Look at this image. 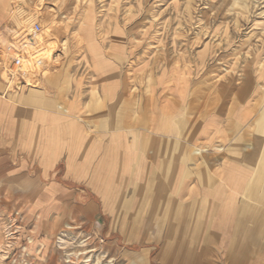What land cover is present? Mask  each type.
I'll use <instances>...</instances> for the list:
<instances>
[{"label": "crops", "instance_id": "obj_1", "mask_svg": "<svg viewBox=\"0 0 264 264\" xmlns=\"http://www.w3.org/2000/svg\"><path fill=\"white\" fill-rule=\"evenodd\" d=\"M133 36L82 33L72 64L37 85L0 77V184L13 187L2 200L48 226L29 249H51L60 227L143 256L159 244L156 264H264V179L244 155L256 82H228L236 91L204 111L191 75L209 47Z\"/></svg>", "mask_w": 264, "mask_h": 264}, {"label": "rangeland", "instance_id": "obj_2", "mask_svg": "<svg viewBox=\"0 0 264 264\" xmlns=\"http://www.w3.org/2000/svg\"><path fill=\"white\" fill-rule=\"evenodd\" d=\"M20 12L22 19L17 26H11L15 19L11 18ZM7 26L14 29L10 38L3 35ZM93 31L100 37L109 31L126 32L131 38H136L135 34L163 32L179 35L176 39L189 35L192 53L205 44L209 48L203 52L199 71L191 75L196 82L194 103L204 106V111L236 91L225 88L228 82L245 81L248 77L256 82L252 103L255 115L244 130V155L254 161L256 176L264 179V0H12L0 28V49L4 48L2 39L12 40V44L25 41L23 45H35L39 50L47 47L50 56L35 59L29 67L33 64L34 68L37 63L39 70L28 77L11 72L10 60L18 59L19 66L22 61L20 55L9 59L6 50L7 60L0 56V77L9 86L19 80L25 82L24 79L29 85H37L41 75L50 76L70 66L74 53L82 47L81 34ZM29 36L35 38L34 44L26 40ZM12 188L0 184V264H132L134 259L136 264H156L162 252L157 244L155 249L144 250L143 256V249L131 248L121 239L110 240L93 232L71 235L69 231L61 232L60 227L49 233L53 239L51 249H29L50 239L45 233L48 226H38L33 223L34 218H21L8 210L10 205L2 196ZM15 195H21L20 190L16 189ZM95 226L96 221L92 228Z\"/></svg>", "mask_w": 264, "mask_h": 264}, {"label": "bare ground", "instance_id": "obj_3", "mask_svg": "<svg viewBox=\"0 0 264 264\" xmlns=\"http://www.w3.org/2000/svg\"><path fill=\"white\" fill-rule=\"evenodd\" d=\"M85 15V14H84ZM15 17H12L11 19H13V18H15L13 21H12V23H11V26L13 25V23L16 25V24H18V22L22 19V13L20 12V14H17V15H14ZM24 17V16H23ZM26 17V16H25ZM84 18V17H83ZM20 19V20H19ZM19 20V21H18ZM83 21V20H82ZM17 22V23H16ZM81 23V22H80ZM10 25V24H9ZM17 26V25H16ZM15 27V26H14ZM13 27V28H14ZM13 30L14 29H11L10 27H8L7 26V29L3 32V35H8V37L10 38V37H12V35L14 34L13 33ZM51 34V33H50ZM3 38V37H2ZM48 37H47V35H46V39H47ZM36 39H37V37H36ZM26 40H28V42H29V40H30V44H34V41H35V38L34 37H29V39H26ZM2 41H4V42H1V44H2V46H4V48L2 47L1 49H0V52H1V54H0V56H2V58L4 57V55H7V51H8V54H10L9 55V59H11V58H14V56H19L20 55V57H21V61H22V65H16L14 62H12L13 60L11 59L10 60V65H9V67H10V70H11V72L13 71V72H18V73H21L22 75H24V76H28L29 77V75H35V72L37 71V70H39V66H38V64L37 63H34L35 64V69L33 68V64H32V67H29L30 66V64L34 61L35 62V59H38V57H43V58H48L49 56H50V54L48 55V48L46 47V49L44 50H39V49H37V47L35 46V45H23L24 43H25V41H23V43H21V44H17L16 42L14 43V44H12V43H10L12 40H10V42H6L5 40H3L2 39ZM17 45H22L23 47H18ZM45 45L46 46H48V44L47 43H45ZM17 47V48H16ZM45 47V46H44ZM7 48H9V49H7ZM7 50V51H6ZM10 52V53H9ZM19 53V54H18ZM25 57V58H24ZM1 58V57H0ZM24 58V59H23ZM4 59L5 60H7V57H4ZM16 59V58H15ZM23 62H24V64H23ZM6 63V62H5ZM12 63H14V64H12ZM20 63V62H19ZM4 66V65H3ZM6 66V65H5ZM4 66V67H5ZM3 67V68H4ZM37 67V68H36ZM7 68V67H6ZM5 69V68H4ZM6 72V71H5ZM11 72H9V73H11ZM5 74V73H4ZM15 74V73H14ZM27 77V78H28ZM30 78H33V77H30ZM60 243H61V241H60Z\"/></svg>", "mask_w": 264, "mask_h": 264}, {"label": "built area", "instance_id": "obj_4", "mask_svg": "<svg viewBox=\"0 0 264 264\" xmlns=\"http://www.w3.org/2000/svg\"><path fill=\"white\" fill-rule=\"evenodd\" d=\"M30 37V36H29ZM29 37H27V38H29ZM16 65H18V59H16L15 60V62H14ZM12 76V75H11Z\"/></svg>", "mask_w": 264, "mask_h": 264}, {"label": "water", "instance_id": "obj_5", "mask_svg": "<svg viewBox=\"0 0 264 264\" xmlns=\"http://www.w3.org/2000/svg\"><path fill=\"white\" fill-rule=\"evenodd\" d=\"M20 84H21V82H18V83H17V85H20Z\"/></svg>", "mask_w": 264, "mask_h": 264}]
</instances>
